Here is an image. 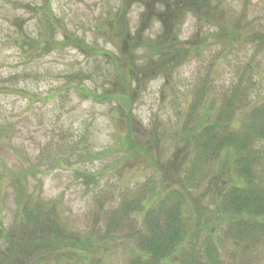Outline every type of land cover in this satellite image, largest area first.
<instances>
[{
    "label": "rangeland",
    "instance_id": "374dc122",
    "mask_svg": "<svg viewBox=\"0 0 264 264\" xmlns=\"http://www.w3.org/2000/svg\"><path fill=\"white\" fill-rule=\"evenodd\" d=\"M174 1L0 0V264H150L172 190L163 264H264V0Z\"/></svg>",
    "mask_w": 264,
    "mask_h": 264
},
{
    "label": "trees",
    "instance_id": "16d2710c",
    "mask_svg": "<svg viewBox=\"0 0 264 264\" xmlns=\"http://www.w3.org/2000/svg\"><path fill=\"white\" fill-rule=\"evenodd\" d=\"M198 1L199 0H175L174 2L177 4L184 3L186 6H190V4L197 6L195 2ZM198 4H201V1H199ZM167 39H164L159 36L158 40L160 46L159 48L155 46L159 54L166 49V45H164V43L165 41H167ZM44 41L46 42L49 40L45 39ZM169 41V43L171 44L174 43L173 39H169ZM106 51V49H99L100 53H106ZM208 128L209 126H207L205 129L206 133ZM213 139V137H210V139H208L211 144L215 142L213 141ZM225 142V146H230L232 148L233 153H237V159L241 161V159L243 158L242 162H244L245 164L243 163L242 165V174L246 176L248 172V174L250 175L251 170H249L247 167L250 165L247 164L246 161H244L248 153L247 147L240 146V143H236L231 146L233 144L231 140ZM243 145L247 146L246 144ZM222 147H219L218 151L219 149H222ZM241 151H243L244 153ZM252 190L254 191V184L248 185L247 183V185H232L231 188H227L222 193V201H224V203L227 205L228 211L230 209H232L234 212H237V210L242 211L244 204L247 205V203H249V200L252 198L250 197L249 193L254 194L252 193ZM182 198L183 197H181L177 192H175V190H172L171 192H165V194L160 197L158 203L152 202L147 205L146 209H148V211L146 213V230L139 233L138 241L143 248L142 251L139 252V254L148 253L147 255H149L153 259L150 264H152L156 259L158 260L157 264H163V258H165L167 255L172 254L175 251V248H177V245L180 240L184 239L186 233H188V226L191 225L192 221L189 219V221L185 220L186 217L184 216L183 209L181 207ZM168 204H170V206L171 204L174 205L170 208ZM242 219L245 224L247 221H249V219L244 216H242ZM219 261L220 259L218 260V262Z\"/></svg>",
    "mask_w": 264,
    "mask_h": 264
}]
</instances>
